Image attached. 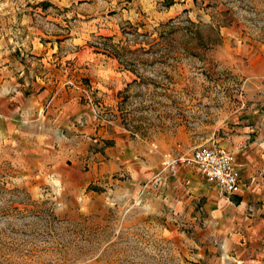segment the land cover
Returning <instances> with one entry per match:
<instances>
[{
  "label": "rangeland",
  "instance_id": "rangeland-1",
  "mask_svg": "<svg viewBox=\"0 0 264 264\" xmlns=\"http://www.w3.org/2000/svg\"><path fill=\"white\" fill-rule=\"evenodd\" d=\"M48 42L65 86L138 153L163 160L264 125V0H0V67L23 89ZM103 61L122 82L110 97L91 83ZM95 137L72 163L0 119V264H237L234 228L200 199L175 207L153 175L132 187L90 156L112 142Z\"/></svg>",
  "mask_w": 264,
  "mask_h": 264
},
{
  "label": "crops",
  "instance_id": "crops-1",
  "mask_svg": "<svg viewBox=\"0 0 264 264\" xmlns=\"http://www.w3.org/2000/svg\"><path fill=\"white\" fill-rule=\"evenodd\" d=\"M51 45L48 42L36 47L43 72L27 80L24 89L18 77L6 74L7 64L0 67V119L9 125L11 135L16 139L25 134L42 148L66 150L72 163L77 162L80 152L82 156L87 154L85 145L93 136L100 142L111 139V144L103 148V154L90 156L101 164H112L113 168L121 164V169L128 175L129 185L140 186L161 169L164 159L130 149L131 142L123 133H118L112 121H108L111 124L108 126L96 119L89 105L83 102L80 91L65 86L63 64L59 68L56 67L58 62L47 61L48 54L54 52ZM54 48L56 50L57 46ZM71 60V67L65 73H70L74 79L79 78L81 69L77 66L82 64L81 52L72 54ZM92 67L95 73L97 68L104 75H93V86L99 89L100 94L112 96L114 87L109 86L114 84L116 89L122 85L121 77L115 75L112 61L94 62ZM258 132H264V125L249 123L237 130V134L231 137L232 141L223 139L220 143L234 156L235 168L242 181L239 192L219 197L216 186L210 190L206 186L208 180L195 167H180L176 174L167 176L163 187V194L173 200L175 207L182 203L191 205L193 199H200L206 212L223 221L224 226L234 228V233L225 239V243L235 249L237 264H264V140L254 136ZM251 136L253 138L247 139ZM234 218H237L235 224L230 222Z\"/></svg>",
  "mask_w": 264,
  "mask_h": 264
},
{
  "label": "built area",
  "instance_id": "built-area-1",
  "mask_svg": "<svg viewBox=\"0 0 264 264\" xmlns=\"http://www.w3.org/2000/svg\"><path fill=\"white\" fill-rule=\"evenodd\" d=\"M234 162L232 153L225 150L217 140H212L187 153L165 157L161 169L150 182L158 188L166 183L167 176L176 174L180 167H195L200 175L216 186L218 196L225 197L239 192L242 187Z\"/></svg>",
  "mask_w": 264,
  "mask_h": 264
}]
</instances>
